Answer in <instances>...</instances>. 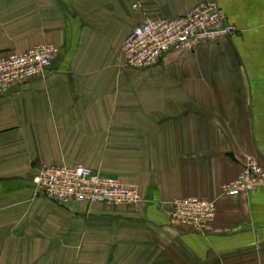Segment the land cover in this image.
Instances as JSON below:
<instances>
[{
    "label": "crops",
    "instance_id": "obj_1",
    "mask_svg": "<svg viewBox=\"0 0 264 264\" xmlns=\"http://www.w3.org/2000/svg\"><path fill=\"white\" fill-rule=\"evenodd\" d=\"M203 1L0 0V55L60 49L45 76L0 92V264H264V187L222 191L249 157L264 167V0H217L236 36L145 70L125 62L136 25ZM77 164L138 187L143 200L38 196L42 166ZM182 197L216 201L211 230L171 215ZM34 200L57 203L39 213L59 214L54 235L31 233Z\"/></svg>",
    "mask_w": 264,
    "mask_h": 264
},
{
    "label": "built area",
    "instance_id": "obj_2",
    "mask_svg": "<svg viewBox=\"0 0 264 264\" xmlns=\"http://www.w3.org/2000/svg\"><path fill=\"white\" fill-rule=\"evenodd\" d=\"M239 32L217 0H206L182 15L147 17L136 25L124 44L125 62L133 69H149L168 52L194 50ZM59 53L57 45L45 43L22 53L0 55V92H7L15 82L45 76ZM34 184L59 203L122 206L143 200L138 187L82 164L42 166ZM262 187L264 167L256 158L249 157L238 177L224 183L222 191L226 195H250ZM169 210L186 229L206 233L212 228L217 203L207 198L182 197L172 200Z\"/></svg>",
    "mask_w": 264,
    "mask_h": 264
},
{
    "label": "rangeland",
    "instance_id": "obj_3",
    "mask_svg": "<svg viewBox=\"0 0 264 264\" xmlns=\"http://www.w3.org/2000/svg\"><path fill=\"white\" fill-rule=\"evenodd\" d=\"M35 190H36V193L38 194L39 197L45 198L43 196L42 192L39 191L36 188V186H35ZM45 199H47V198H45ZM48 201H46L45 203L40 202L39 204H38L37 200L31 201L32 202L31 203V206H32V215H31L32 216L31 217V219H32V227L37 225L36 228H32V230H31L32 234L36 233V235L39 234L38 236L44 237L46 235L47 237H50L51 235H54L55 232L58 231L59 227L61 226V221L58 220V218L60 217L59 214H56V213L53 214L49 210H48L47 214H43V213L39 214L41 212L40 209L43 208V206H52V205H56L57 204V203H54L52 201L49 203ZM40 223H41V229H38ZM67 235L69 236L70 234H67ZM63 236H66L65 231L63 233ZM63 248L66 250V249H69L71 247L66 246V247H63ZM47 249L50 250L49 247H47ZM52 249H53V247H52ZM79 258L80 259L81 258L85 259L86 258V254L84 253V254L80 255Z\"/></svg>",
    "mask_w": 264,
    "mask_h": 264
}]
</instances>
